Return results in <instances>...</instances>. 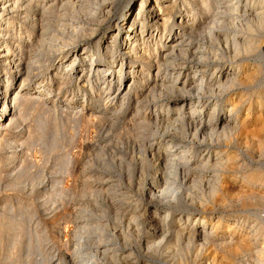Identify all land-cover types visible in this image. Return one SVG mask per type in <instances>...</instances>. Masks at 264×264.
Returning a JSON list of instances; mask_svg holds the SVG:
<instances>
[{
    "label": "bare ground",
    "instance_id": "6f19581e",
    "mask_svg": "<svg viewBox=\"0 0 264 264\" xmlns=\"http://www.w3.org/2000/svg\"><path fill=\"white\" fill-rule=\"evenodd\" d=\"M232 1L233 0H196V1L195 0H140V3H139V1L136 2L135 0H37V1H35V0H0V61L2 63L6 64L4 67L6 70V73H5L6 81L1 82V80H0V184L3 181V179H5V177L8 176V172L16 170L17 165L20 161V159H18L19 153L22 151V150H19V147H21L24 144L29 147L33 144V141L31 140V138L28 139L24 135L25 126H23V122L25 119L27 120V118L29 116L28 112L30 110H34L35 108H37V107L39 108L40 106L42 109H44L45 106L47 105V104L45 105V103H46V101H44L45 99L39 100V95H37V94L42 93L45 90L44 88L47 85H49L50 81H52L54 79L57 80L59 74L62 75V79L64 78V80L69 78V75L74 76L75 74H77L80 76V74L85 69L86 65H88V67H90L91 70L94 67L95 68L94 70L97 73L103 72V71L106 72V74H104V75H101V74L95 75L94 74L93 76L95 78H93L91 76V74H88L87 75L88 77H86V79L85 78L84 79L86 80V82L88 81L89 83H91L94 80V82L97 83L98 85H101V86L106 85L107 86L106 90L104 91V96H101L99 94V92L97 93L96 91L95 92H88L89 93V99L87 101H89V100L91 101V102H89V104L91 105V112H92V113H90V115L95 116V117L102 119V120L107 119L106 122L108 123V121H109V123H110L109 125H110L111 129L114 128L113 127L114 124L118 123L120 114H122V113L124 114L129 109V107H131L132 104H134V105L136 104V107H134L135 108L134 111H136V113L138 115H140L142 113V111H143V109H145L146 105L148 106V108H155V110H156V111H154V112H156V114H154L155 122L153 123V125L154 124L156 125L154 127H157V130H155V131L152 130L153 132H151V135H149L150 133L147 135L149 137V138L147 137L149 139V141L147 142L148 148H147V146L144 148L145 149L147 148L149 152L150 151L152 152V158L154 160H155V158H154L155 156H156V158H159V157H157V154H162V155L165 154V157L163 156V159H161V157L159 159L162 162H168V164L164 163V164H166V166L164 165L165 168H167V165H168V168L166 170H165V168L162 169V167H160V169H156L157 167H159V166H155L156 161L153 162L155 164L152 167L151 165H149L150 164L149 162H151V161H149L150 157L148 156L149 160L148 159H147V161L145 160L146 164L142 165L140 168L141 173L140 172L139 173L141 174V178L146 173L147 170L151 169L150 177L148 175L147 176L150 178V180H152L153 183H158L160 180L162 181V179L165 180L164 178L167 177L168 174L171 175L170 173H172V175L174 174V176L177 175L176 172L178 173V171H176V170H177V167H179V165L180 166L183 165V167L185 166L188 169L191 168L192 170H195V171H197L198 169H204L206 167L211 166V167L218 169V170H216L217 174L213 177V182H215L216 184L217 183L220 184V182L222 180H225V176H223L221 178V175H225L224 173L227 170H231V169L240 170V169H243L245 165H247V164H245L244 160L242 161V159L239 158L238 152L236 151L238 149L237 147L240 148L241 146L242 147L244 146V151H245V149L248 150V148H254L255 146H260V148L262 150H261V153L259 155H261V157H262L264 155V51H263V46H264V36H263V32H264V0H259V2H258L259 9H260L259 13L261 14L260 20H259V27L261 28L260 36L255 37L253 39L254 41L251 43H248V45H247L248 50L251 53H253V56H252L253 58L250 57L253 61L250 62V58L249 59L245 58L244 63H239L238 61H228V62L225 61L224 54L220 53L221 49H219L217 47L218 46L217 42L219 41V38L222 37L223 31L228 32V33H233L232 31L234 30V27L236 24L234 15L236 12L235 10L237 8L232 3ZM58 4H61L64 7H70V9L71 8L73 9L76 6H78L77 10H79V13H81V11H83V10H80L79 8L83 9V7L85 8V5L87 6V4H88V7H87L88 11L86 10L87 15H88V17L86 16L88 18L87 20L89 22L91 20L96 21V20H98V18L105 16V19L102 20L100 26L103 27V25L105 23L107 24V26L103 27L104 31H102V33H99V35H98L97 34L98 31H97L96 27L95 28L92 27L94 29L91 30L90 29L91 27H89L87 25L90 29L89 30L90 32L88 31L87 33H84L83 31H81L82 33H74V34L70 33L72 35L71 36L68 35L69 39L66 41L68 36L66 39L62 38L65 41L64 42L62 41V45L60 44V46L56 47L57 45H59L58 43L55 44V41L59 39L58 36H56V34L59 35L58 33H56L58 31V30H56V28L58 29L59 27L58 26L56 27V25H55L56 28L53 27V24L51 21L54 18L51 20V16L53 14V11L55 10L54 8H57L56 6H58L60 8V5H58ZM147 5H148V7H147ZM62 9H57V11L62 10ZM63 10H67V9L64 8ZM123 12H125V15L122 14ZM26 13H30V14L28 16H26ZM69 13H71V12H69ZM69 13H65V15L67 14L66 17H68ZM73 13L74 12H72V14ZM72 14H71V16H72ZM61 15H62V13H61ZM65 15L64 16L62 15L64 17V19H65ZM63 17H62V20H63ZM240 19H238V20H240ZM54 20H56V19H54ZM59 20H61V19H59ZM59 20H57V21H59ZM79 21H80V19H79ZM54 23H56V21ZM57 23L59 24V22H57ZM61 23H63V22H61ZM93 23L95 24V22H93ZM68 24L65 23V25H68ZM60 26H63V25L60 24ZM52 28H54V30H56V32H55L56 34L52 33V34H50L49 37H47L48 36L47 35V36H45V39H44V37H42L41 34L44 33V31H48ZM63 28H65V27H63ZM67 28H68V26H67ZM60 30H62V27L60 28ZM17 32H18V35L15 34ZM39 32H41L40 37H38ZM77 32H79V31H77ZM228 33L227 34L225 33V34L230 35ZM235 33H236V31L234 30V35H232L231 37H232V40L234 42V45L237 48L236 34ZM85 34H87V35H85ZM204 35H207V37H206L208 39V40L206 39L208 41L207 44L209 43L207 46L203 45L204 43L201 41V38H205ZM83 36H86V37L89 36V37L84 38ZM224 36L225 35L223 34V37ZM64 38H65V36H64ZM227 39L228 38L226 36L225 40H227ZM203 40H205V39H203ZM54 45H56V46H54ZM80 45H82V47H80ZM41 47L43 49H41ZM237 51L238 50L236 49L235 55H239V52H237ZM10 54H11V56H10ZM192 54H194V55H192ZM41 55L45 56L46 59H48V60H46V63H44V65L46 64L49 67L48 70L50 71V73H48V77H44L42 79V81H41L42 83H40V86H37L36 85L37 83H35L33 80V75H34L33 66L35 67L34 63H37L39 61L37 57H39ZM190 55H192V57H193L192 59L188 58ZM67 57H69V59L66 61ZM179 58L181 60L180 63H178V61H177ZM65 61L67 63L63 67L62 65L65 63ZM44 62H45V59H44ZM50 62H51V64H50ZM173 64H175V66L177 67L174 70H173V68L170 69ZM61 68H62V70H61ZM60 71L62 73H60ZM23 75H24V77L21 79V77ZM19 81L21 82L20 88L19 89H13L15 82H19ZM119 82H121V84ZM61 83L62 84L60 86V89H64L66 86L65 84H67L68 82L62 81ZM149 83L151 85L149 86V91L147 94L142 95L141 98L139 96L133 95L134 94L133 92H136V94L140 93V90L137 89L138 86H140L141 88H143V87L145 88V86H147ZM84 85H85L84 90L86 91L87 83ZM79 93H81V89H77L76 91H74V94L72 96L70 95L68 98H66L64 100V102H63L64 103L63 104L64 111L62 113L66 114V115H68L69 113H72L68 109L69 108L68 104L69 103H75L76 100L78 99ZM122 93H124V100H122L123 101L122 103L119 102L120 103L119 104L117 102V99L119 98V96ZM84 95H87V92L86 93L84 92ZM132 96H134L133 98H131L132 102L126 103L129 101V98ZM83 104H84L83 108L81 111L77 112L78 114H84L83 111L86 108V100L84 101ZM158 104H160L159 107H161V108H157ZM72 105L74 106V104H72ZM42 109H40V110H42ZM166 110H167V112H166ZM224 110L226 112L222 113ZM243 110L246 112H244ZM52 111H53V107H52V109H50V108L45 109V111H44L45 113H42V115H45L48 119L50 116L53 115ZM146 112H147V110H146ZM84 115H86V114H84ZM207 116H208V118H207ZM125 117H124V119H125ZM140 121H141V123H143L142 120H139V122ZM137 122H138V120L136 121V123ZM119 123H120V121H119ZM136 123H135V125H136ZM120 124H122V123H120ZM147 124L150 126L152 125V123L150 124V122ZM150 126H148V128H150ZM134 127H136V126H134ZM38 128L36 130H39ZM110 128L108 127V130H107L109 134H110ZM118 128H119V126L117 127V129ZM125 128H127V127H125ZM132 128L133 127H131V129ZM137 129H138V126H137ZM142 129H144V127ZM142 129L139 128L138 130H142ZM47 130H48V127H47ZM138 130H136V132ZM127 131L128 130H126V132ZM143 131H145V130H143ZM143 131H140V132L143 133ZM116 132L114 133L115 136L118 133V132L117 133ZM119 133H120V131H119ZM129 133H131V135H132V132H129ZM146 133H148V132L146 131ZM138 134H140V133H138ZM123 136H124V134H123ZM123 136H122V138H123ZM142 136H143V134H142ZM145 136L143 137L144 140L146 138ZM127 139H129V138H127ZM133 139H139V137L138 138L134 137ZM107 140H109V139H107ZM117 141H115V142H117ZM121 142H123V141H121ZM133 142H135V141H131V145ZM141 144L142 143L140 142L139 148L142 147L141 149L143 150L144 148H143V145L140 146ZM112 145L113 144H111V146ZM117 145L119 146L121 144H117ZM125 145H128V144H125ZM115 147H113V148H115ZM134 147H135V144H134ZM137 147H138V145H137ZM128 148L125 149V151H124L125 153L127 152ZM119 149L123 150L120 147L117 150H119ZM129 149H134V148H132L130 146ZM234 149H236V150H234ZM242 149H239V150L243 151ZM109 150H110V148H109ZM142 150H140V151H142ZM144 151H146V150H144ZM132 152L130 151V153H132ZM118 153H120V152H118ZM118 153L116 156H118ZM154 153H155V156L153 155ZM124 154L123 155L119 154V155L121 157H123V156H125ZM127 154L129 155V151L127 152ZM132 154H135V151ZM142 154H144V152ZM101 155L99 156L100 159H102ZM145 155H146V153L144 154V157L147 158ZM141 156H143V155H140L139 158ZM130 157H132V156H130ZM130 157H129V161H130L129 164H127V165L122 164L123 166L121 165L120 167H117V166H119V165H117V162H116L117 159L115 161L116 163L115 162L113 163V160H112V163H109V164L105 163V164H107V166L109 168H114V170L116 168V169H120V171L122 170V172H123V168H126L127 170L131 171L130 168L134 165H132L130 163H131V161H133L132 158H135V155L131 159H130ZM124 159H125V157H124ZM16 160H18V161L16 162ZM95 161H96V159H95ZM103 161L106 162V160H103ZM97 162H98V160H97ZM100 162H101V160H100ZM108 162H111V161H108ZM133 162H135V163L139 162V159H138V161H137V159H135ZM158 162H159V160H158ZM140 163H141V159H140ZM139 165H141V164H139ZM98 166L99 165H97V167ZM135 166L132 168H135ZM263 166H264V163L262 161L261 167H260L261 171L259 172L260 176H258V177H256L257 175L253 176L254 175L253 172H251V173H253V175L249 176V177H244L242 175L239 176L237 173L229 175V179L231 181H233L235 183H241L240 184L241 186H239V187H240L241 193H243V195L251 196L252 198H253V196L260 198L259 200H261L262 205H264V167ZM108 167H106V168L109 170ZM7 168H11V169L8 170ZM82 168H84V167H82ZM100 169H101V167H100ZM107 169H106V171H107ZM102 170H104V169H102ZM133 170L134 169H132V171L129 172V176L125 174L126 176H128V179H129V180H127L128 182L132 181L131 175H134V173H135ZM169 170L172 172H169ZM185 170H187V169L185 168ZM17 171H18V173L16 172V174H15L16 177L13 180L8 181L9 182L8 184L11 185V187L15 186V189H19L18 187H20V185H22L24 182L23 177H22V173H20V169ZM112 171H113V169H110L109 172H112ZM182 171L185 172L184 170H182ZM5 172H7V173H5ZM122 172L121 173L118 172V174L122 175ZM132 172H134V173L130 174ZM218 172H220L221 175H219ZM101 173H102V171H101ZM115 173H117L116 170H115ZM126 173L128 174V172H126ZM147 173H148V171H147ZM104 174H106V173H104ZM111 174L112 173H110L109 176ZM257 174H258V172H257ZM169 175H168V177H169ZM190 175H192V173ZM197 175L199 176V173ZM9 176H11V175H9ZM145 176H146V174H145ZM145 176H144V180H145ZM193 176H195V175H193ZM121 177L123 180V176H121ZM136 177H138V176H136ZM102 178H105V177H102ZM178 178H179V176H178ZM132 179H133V176H132ZM175 179H176V177H175ZM175 179H172V180H175ZM106 180L108 181V179H106ZM115 180H116V178H115ZM122 180H121V182L124 183V181H122ZM137 180L139 181L140 178H138ZM144 180H143V182H145ZM134 182H135V180H134ZM107 183H109V182H107ZM139 183H140V181H139ZM139 183L137 182L136 184H139ZM141 183H142V181H141ZM169 183H167L168 185L164 184V185H166V187L163 185L167 189V191H168V187L170 185ZM102 184H103V182H102ZM143 184H141L140 188H138V189H141ZM149 185H150V183H149ZM109 187H110V185H109ZM146 187H144V188H146ZM157 187H159V186H157ZM214 187H216V186L214 185ZM55 188H56V190L52 193V196H55L57 194V192H59V191L61 193L60 183H58L55 186ZM100 188L102 189V187H100ZM171 188L173 189L176 187H173V185H172ZM152 189L154 190V188H152ZM142 190H143V188H142ZM143 191L145 192V190H143ZM171 191L172 190H170V192ZM174 191H175V189H174ZM104 192H105V190H104ZM108 192L110 193V191H108ZM152 192L153 191H151V194H152ZM101 193H102V190H101ZM155 193H157V192H155ZM161 193H162V196H165V195H163V192H161ZM149 195H150V192H149ZM158 195H159V193H158ZM166 195H168V192ZM150 197H151V195H150ZM140 198H141V196H140ZM163 198L166 199L165 197H163ZM151 200H150V202H151ZM154 205H155V203H154ZM104 206H105V204H104ZM104 206H103V208H104ZM135 209H137V208H135ZM150 209H152L150 212L151 213L150 218L154 219V218L158 217V211L153 209V206H150ZM84 210H85V208H84ZM102 210H104V209H102ZM145 210H147V209H145ZM166 211H168V212L165 213L164 215H161V216H163V218H161V219L156 218L157 221L163 222V223L158 222V224L160 226L162 225V228L164 226V221H167V219H169V217H170L169 210H166ZM86 212L87 211H85V213ZM92 212L93 211H90V213H92ZM101 213H98V214H101ZM115 214L118 215L119 213L116 212ZM123 214H125V213H123ZM138 214L136 213L137 216H138ZM143 214L145 215V212H143ZM106 215H108V214L106 213ZM106 215L105 216L103 215V216L106 217ZM109 215L111 216L110 213H109ZM81 216L83 217V215H81ZM86 216H87V214H86ZM133 216H135V215H133ZM137 216H136V219H138ZM140 216H142V215H140ZM173 216H174V214H173ZM85 217H83V219ZM112 217L114 218L116 216H111V218ZM118 217H121V216L118 215ZM111 218H109V220L113 219V218L112 219ZM121 218H123V217H121ZM121 218H119V219H121ZM79 219H82V218L80 217ZM87 219L89 220L90 218H87ZM189 219H190V217H189ZM189 219H187L186 222ZM95 220H93V221H95ZM107 220H108V218L106 219L105 222H107ZM99 221H101V219H99ZM130 221H133V218ZM136 221H138V220H136ZM111 222H113V221H111ZM90 223L91 222L89 221V225H90ZM99 223H101V222H99ZM136 223H134V224L138 225ZM98 224H96V225L98 226ZM101 224H99V225H101ZM103 224H104V222H103ZM122 224H123V222H122ZM263 224H264V222L261 223V226H260L258 221L256 223L254 221L253 224H249V226H245V224L242 221H239V220L231 221L229 218H226L223 215L217 216L216 219H211L209 217H203V216L199 217V215H198V217L196 219H194V225L193 226L190 225V229L187 230L188 231L187 234H188L189 238H191V239H194L195 237H199L201 239V241L203 240L202 242L205 245L212 244L216 247H221L222 249L227 250V252H230V253L233 252V254L234 253L238 254V252L242 249L252 250V249H254L253 247H257L259 245L258 244L259 242L258 243H257V241L255 242L254 238H255V235L260 230V228H261V233L262 232L264 233V227H263L264 225ZM96 225L91 224L90 227L96 226ZM3 226H4V223L0 222V230L3 228ZM83 226L87 227V225H85V224ZM83 226H82V228H83ZM118 226H119V224H118ZM86 227H84V229ZM127 227H129V226H127ZM100 228H101V226L100 227L98 226V229H100ZM176 228H178V227H176ZM81 229H79V230H81ZM88 229H90V228L88 227ZM103 229H104V227H103ZM107 229L109 230V228H107ZM107 229H106V231H108ZM123 229L124 228H122L121 232H123ZM142 229H143V227H142ZM157 229H160V227ZM165 229H167V226ZM180 229L179 228L176 229L177 230L176 232L178 234L182 235V233L185 232V230H180ZM182 229H183V227H182ZM101 231H103V230H101ZM104 231H105V229H104ZM134 231H136V230H134ZM155 231H157V230H155ZM161 231H163V230H161ZM161 231H160V233H162ZM166 231H168V230H166ZM79 232H78V234H79ZM124 232H126V230ZM170 232H171V230H170ZM91 233H93V232L90 231V234ZM78 234H76V235L78 236ZM82 234H80V236ZM98 234L100 237L101 233L98 232ZM133 234H134V232H133ZM137 234H138V232H137ZM95 235L97 236V233ZM129 235H130V233H129ZM77 236H75V237H77ZM92 236L94 237V235H92ZM160 236H161L160 239H162L163 235H160ZM40 237H42V236H40ZM99 237L97 236V238H99ZM106 237L108 238V236H106ZM118 237H120V236H118ZM151 237H153V235L150 236V238ZM186 237H187V235H186ZM88 238L86 237V240ZM95 239H96V237H95ZM111 239H112V241L114 240L113 237H111ZM123 239H125V237ZM123 239H120V240H123ZM99 240H101V239H98V241ZM102 240H103V238H102ZM153 240H155L154 237H153L152 241ZM82 241H80V242H82ZM105 241L108 242V240H104V243H106ZM117 241H118V239H117ZM123 241H126V240H123ZM128 241H129V238H128ZM101 242H103V241H101ZM121 242H120V244H121ZM129 242H128V244H130ZM150 242L151 241H148V243H150ZM78 243H79V241H78ZM82 243H85V242L83 241ZM82 243H81V245H83ZM99 243H100V241H99ZM113 243H114V241L112 242V244ZM97 244H98V242H97ZM128 244L126 243V245H128ZM260 244H261V249H260L259 253L261 254V256H264L263 242H261ZM84 245H86V247H87L88 244H84ZM91 245H92V243H91ZM126 245H122V246L126 247ZM78 246H80V245H77V248H78ZM93 246L94 245H92L91 247H93ZM104 246H105V244H104ZM174 246H176V245H174ZM94 247H97V246H94ZM127 247H129V246H127ZM133 247H134V245H133ZM148 247H151V246L149 245ZM168 247H167V249H168ZM69 248L72 249L73 247L72 248L69 247ZM77 248H75V250ZM81 248H83V247H81ZM107 248H109V247H107ZM134 248L138 249V246L134 247ZM95 250L97 251V248ZM105 250L106 249H104L103 251H105ZM22 251H24V250H22ZM78 252H79V248H78ZM78 252L76 251V253L73 255L75 258H76L75 255H77ZM59 253H60V251H59ZM65 253H63V254H65ZM129 253L130 252H128L126 255L130 256ZM257 253H258V251H257ZM41 254H42V252H41ZM71 254H73V252H71ZM81 254L82 253H80V256H78L79 254L77 255V257H80L81 259L83 258L81 260L80 264H98V263H96V260H95L96 255L98 254L97 252H96V255L94 253V255H95V256L93 255L94 257L89 258V256H87V259H84V257L81 256ZM92 254H90V255H92ZM82 255H84V254H82ZM101 255H103V254L101 253ZM112 255H113V253H112ZM126 255L124 254L123 257H120V259L124 258ZM131 255H134V254L132 253ZM227 255H228V253H227ZM52 256H55V254L53 253ZM104 256H108V255L105 254ZM113 256L115 257V254ZM113 256H108V257L112 258ZM116 256H117V253H116ZM121 256H122V254H121ZM60 257L57 259H63ZM62 257H64V256L62 255ZM85 257H86V255H85ZM218 257H219V255H218ZM48 258H50V256ZM67 258H69V257H67ZM111 258H109L110 264H112ZM116 258H115V262L112 259L113 264H115V263L118 264ZM137 258H138V256H137ZM145 258H144V261H145ZM46 259H44V260H46ZM102 259H104V258H102ZM35 260H36V258H35ZM39 260H42V258H40ZM38 261H36V262H38ZM47 261L50 262L49 260H47ZM72 261L74 262L75 260H72ZM97 261L99 262V259ZM108 261H107V263H108ZM36 262L31 263V264H35ZM39 262H38V264H45L44 261H41L40 263ZM121 262L122 263L125 262V264L128 263V262H126V260L124 262L122 260ZM54 263H58V262H54ZM142 263H144V262H142ZM161 263H164V261ZM161 263H159V264H161ZM119 264H120V262H119Z\"/></svg>",
    "mask_w": 264,
    "mask_h": 264
},
{
    "label": "rangeland",
    "instance_id": "374dc122",
    "mask_svg": "<svg viewBox=\"0 0 264 264\" xmlns=\"http://www.w3.org/2000/svg\"><path fill=\"white\" fill-rule=\"evenodd\" d=\"M35 1H37V0H35ZM135 1L136 2L139 1V3H140V0H135ZM258 2H259V0H233L232 1V3L237 8L235 10L236 12L234 15L235 16V23H236L234 30L236 31L235 34H236L237 48L234 45V42H233L232 37H231L232 35H234V30L232 31L233 33H228V32L223 31V34L225 36L223 37V34H222V37L219 38V41L217 42V44H218L217 47L219 49H221L220 53L224 54L225 61H227V62L228 61H238L239 63H244L245 58L249 59L250 57L253 56V53H251L248 50L247 45H248V43L253 42L254 41L253 39L255 37L260 36L261 28L259 27V20H260L261 14L259 13L260 9H259ZM58 5H60V8L55 5L57 8H54L55 10L53 11V14L51 16V20L53 18L56 19V20L53 19L51 22L53 24V27H55V25H56V27L57 26L59 27L58 29L55 27L56 30H58V31L56 32V30H54V28H52L48 31H44V33H42V34H41V32H39V36H38V37H40V34H41L42 37H44V39H45V36H47V35H48L47 37H49L50 34H52V33H55V32L58 33L59 35H57L55 33L56 36H58V38H59L58 40L55 41V44L56 43L59 44L57 46L54 45L56 47L60 46V44L62 45V41L63 42L65 41L63 39H66L68 35L71 36L74 33H82L81 31H83L84 33H87L90 29L93 30L95 27L98 31L97 34L99 35V33H102V31H104L103 27L107 26L106 23L103 25V27L100 26L102 20L105 19V16H103L104 18L103 17L98 18V20H96V21L91 20L89 22L87 20L88 19L87 18L88 17V15H87L88 4H87V6L85 5L86 9L84 7H83V9L79 8L80 10H83V11H81V13H79V10H77L78 6H76L73 9L72 8L70 9V7H64L61 4H58ZM147 7H148V5H147ZM62 8L63 9L66 8L67 10H63ZM57 9H62V10L57 11ZM64 12L65 13L71 12V13H69L68 17H66L67 14L65 15ZM72 12H74V13L72 14ZM61 13L63 16L65 15L66 20L61 15ZM29 14L30 13H26V16H28ZM71 14H72V16H71ZM122 14L125 15V12H123ZM62 17H63V20H62ZM77 17L78 18L80 17L79 18L80 21ZM59 19H61V20H59ZM238 19H240V20H238ZM57 20H59V21H57ZM55 21H56V23L59 22V24L54 23ZM61 22H63V23H61ZM93 22H95V24ZM65 23H67V24L69 23V24L65 25ZM60 24L63 26H60ZM87 25L91 28L89 29V27ZM67 26H68V28H67ZM69 26L70 27L72 26L74 29L72 27L70 28ZM61 27H62V30H60ZM63 27H65V28H63ZM92 27H94V28H92ZM77 31H79V32H77ZM70 33H72V34H70ZM225 33L226 34L228 33L230 35H226ZM15 34L18 35V32ZM85 35H87V34H85ZM64 36H65V38H64ZM69 36L66 39V41L69 39ZM226 36L228 38L227 40H225ZM83 37L87 38L89 36H87V37L83 36ZM204 37L205 38H201V41L204 43L203 45L207 46L209 44V43L207 44V42H208L207 41L208 39L206 38L207 35H204ZM203 39H205V40H203ZM80 47H82V45H80ZM41 49H43V48L41 47ZM236 49L238 50L237 52H239V55H235ZM192 55H194V54H192ZM192 55H190L188 58L192 59L193 58ZM10 56H11V54H10ZM37 58L39 61L37 60L38 62L34 63L35 67L33 66V68H34L33 80L35 83H37L36 84L37 86H40V83H42L41 82L42 79L44 77H48V73H50V71L48 70L49 67L46 64H45L46 66L44 65V63H46V60H48V59H46V57L43 55H41ZM44 59H45V62H44ZM68 59H69V57L66 58V61ZM66 61L62 65L63 67L67 63ZM177 61H178V63H180V61H181L180 58ZM252 61L253 60L250 58V62H252ZM40 62L41 63L43 62L42 63L43 65ZM50 64H51V62H50ZM5 65L6 64H4L0 61V80H1V82L6 81V75H5L6 70L4 68ZM62 68H61V70H62ZM172 68L174 70L177 67L175 66V64H173L170 69H172ZM94 69L95 68L93 67V69L91 70V68L88 67V65H86L85 69L80 74V76L77 74H75L74 76L72 75L73 77L69 75V78H67L65 80H64V78L62 79V75L59 74L57 80L54 79V80L50 81L49 85H47L44 88L45 90L42 93L37 94V95H39V100L45 99L44 100V101H46L45 105L47 104L45 106V108L42 109L40 106L39 108L37 107L34 110H30L28 112L29 116H28L27 120L25 119L23 122V126H25L24 135L28 139L31 138V140L33 141V144L29 147L26 146L25 144L22 145L21 147H19V150H22V151L19 153L18 159H20V161L17 165L16 170L8 172V176H6L5 179H3V181L0 184V188H1L0 189V213H1L0 214V222L4 223L3 228L0 230V264H17V263L18 264H24V263L25 264H31V263L38 261L40 258H42V260H39V261L40 262L44 261L45 264H48V263L49 264H59V263L60 264H62V263L63 264H70V263L71 264L72 263L77 264L79 261L80 262L78 264H80L81 260L83 258L81 259L80 257H77L78 254H79L78 256H80V253L84 254V255L81 254V256H83L84 259H87V256H89V258L94 257L96 255V252L98 254L100 253L99 255L97 254L96 258H95L96 263H98V264L100 262H101L100 264H103V263L106 264L108 260H109L108 263L110 264L109 258H111V257H108V256H113L114 254H115V257L113 256L111 258L112 264H113V261L115 262L116 257H117L116 259H117L118 264H119V262H120V264H125V262H124L125 260H126V262H128L127 264H129V263L130 264H140V263L141 264H159L163 261H164V263H161V264H264V256H261V254L259 253V251L261 249L260 243L263 242V245H264V233L263 232L261 233V228L258 231V233L255 235L256 239L254 238L255 242L256 241H257V243L259 242L258 243L259 245L257 247H253L254 249H252V250L242 249L238 252V254L237 253L233 254V252H231V253L227 252V250L222 249L221 247H216L212 244L205 245L202 242L203 240L201 241V239L199 237H195L194 239H191V238H189V236L187 234L188 233L187 230L190 229V225L191 226L194 225V219H196L198 217V215H199V217L203 216V217H209L211 219H216L217 216L223 215L224 217L229 218L231 221H233V220L242 221L245 224V226H249V224H253L254 221H255V223L258 221L260 226H261V223L264 222V205L261 204V200H259L260 198H257L255 196H253V198H252L251 196L243 195V193H241V190L239 187V186H241L240 185L241 183H235L229 179V175L236 174V173L239 176L242 175L244 177L252 176L253 173H254L253 176H256V175H257L256 177L260 176L259 172L261 171V168H260L261 162L263 161V163H264V157H263L264 155L262 157H261V155H259L261 153V150H262L260 148V146H255L254 148H248V150L245 149V151H244V146L242 147L240 145L243 149L241 147L240 148L237 147L238 148V149L236 148L237 150L234 149L238 152L239 158L242 159V161L244 160L245 164H247V165H245L244 168L240 169V170H237V169L236 170L235 169L227 170L224 173L225 175H221V173L218 172V174L221 175V178L223 176H225V180H222L220 182L221 185L219 183L216 184L215 182H213V177L217 174L216 170H218V169L211 167V166L204 168L205 170L204 169H198L199 171L198 170L195 171V170H192L191 168L188 169L185 166L183 167V165H181V166L179 165V167H177V170H176V171H178V173L176 172L177 175L174 176V174L172 175V173H170L172 175L171 176L168 174L169 177L167 175V177L164 178L165 180L162 179V181L161 180L159 181L161 184L159 182L153 183L152 180H150L149 177L151 174V172H150L151 169H149V170H147L148 173H147V171H146V173L144 172L146 174V176L148 175L149 177L147 176L148 177L147 178L145 176V174L143 173L144 175L142 176V178H143L142 179L141 174H140L141 173L140 168L142 165L146 164L145 160L147 161V159L149 157H150V160L149 159L148 160L151 162H149L150 164L148 162L147 163L149 165H151L152 167L156 163L155 166H159L156 169H160V167H162V169H164L166 166V164H164V163L168 164V162H162L159 159L160 157H161V159H163V156L165 157V154H163V155L157 154V157H159V158H156L155 153H154L153 154L155 156V157L153 156L155 158V160H154L152 158V152L151 151L149 152L147 149L148 148L147 142L149 141V139H148L149 137L147 135L149 133H150L149 135H151V132L157 130V127H154L156 125L155 124L153 125V123L155 122L154 114H156V112H154V111H156V110H155V108H148V106L146 105L145 109H143L142 113L140 115H138L136 113V111H134L135 110L134 107H136V104L134 105L131 103L132 104L131 107H129V109L124 114L122 113L123 115L120 114L118 123L120 121V123H122V124H120V123H119L120 125L118 123L114 124L116 127L113 125L114 128H112L113 129L112 130L110 128L109 121H108V123L106 122L107 119L102 120V119H99L95 116L90 115V113H92V112H91V105L89 104V102H91V101L90 100L87 101L89 99V93L88 92H95L96 91L97 93L99 92V94L101 96H104V91L106 90V87H107L106 85H104V86L98 85L97 83L94 82V80L93 81L91 80L92 81L91 83H89L88 81L86 82L85 79H86V77H88L87 76L88 74H91V76L93 78H95L93 76L94 74L95 75L106 74V72H104V71L97 73ZM60 73H62V72L60 71ZM23 77H24V75L21 77V79ZM62 81L68 82L67 84H65L66 86L64 89H60ZM20 83H21L20 81L15 82L13 89H19ZM86 83H87V86H86L87 88L85 91L84 90V86H85L84 84H86ZM119 83L121 84V82H119ZM150 85L151 84L149 83L147 86H145V88L144 87L141 88L140 86H138L137 89L140 90V93L136 94V92H133L134 93L133 95L139 96L141 98L142 95H145L148 93ZM77 89H81V93H79L78 99L76 100L75 103H69L68 104V106H69L68 109L72 113H69L68 115L62 113L64 111V107H63L64 100L66 98H68L70 95L72 96L74 94V91H76ZM84 92L85 93L87 92V95H84ZM122 94L117 99L118 103L119 102L122 103L123 102L122 100H124V93H122ZM134 96L130 97L129 101L126 103L132 102L131 98H133ZM85 100H86V108L83 112L86 115L78 114L77 112L82 110L83 105H84L83 103ZM72 104H74V106ZM159 106H160V104L157 105V108H161ZM52 107H53V111H52L53 115L51 114L52 116L49 117L50 119L49 118L47 119V117L45 115H42V113H45L44 112L45 109H49V108L52 109ZM40 109H42V110H40ZM146 110H147V112H146ZM166 112H167V110H166ZM225 112L226 111L224 110L222 113H225ZM244 112H246V111H244ZM124 117H125V119H124ZM207 118H208V116H207ZM137 120H138V122L136 123ZM139 120H142L143 123H141V121L139 122ZM149 122H150V124L152 123L153 126L148 125L147 123H149ZM135 123H136V125H135ZM117 125L119 126L118 129H117V127H118ZM134 126H136V127H134ZM137 126H138V129L139 128L142 129L143 127H144V129L138 130ZM148 126H150V128H148ZM47 127H48V130H47ZM108 127L110 128V134L107 131ZM125 127H127V128H125ZM131 127H133L134 129L133 128L131 129ZM37 128L39 130H36ZM126 130H128V131L130 130L129 132H132V135L128 131L126 132ZM136 130H138V131L136 132ZM143 130H145V131H143ZM119 131H120V133H119ZM140 131H143V133H141ZM146 131L148 133H146ZM115 132L117 133L116 136L114 134ZM122 133L124 134V136ZM138 133H140L141 135ZM142 134H143V136H142ZM122 136H123V138H122ZM144 136L146 137L145 140L143 138ZM134 137L135 138L139 137V139H133ZM127 138H129L130 140ZM107 139H109V140H107ZM113 141L114 142L117 141V142L114 143ZM121 141H123V142H121ZM131 141H135V142H133L131 145ZM140 142L142 143L140 146L143 145V148L147 146V148L146 149L144 148L143 150L141 149L142 147L139 148ZM116 143L121 144V145L118 146ZM111 144L114 145V146L112 145L113 147H115L116 145L117 146L115 148H113L111 146ZM125 144H128L129 146L125 145ZM134 144H135V147H134ZM137 145H138V147H137ZM130 146L134 149H129ZM117 147L118 148L120 147L123 150H121V149L117 150L118 149ZM109 148H110V150H109ZM126 148H128L127 152L129 151V155L127 154V152L126 153L124 152ZM239 149H242L243 151H240ZM116 150L120 153H118ZM140 150H142V151H140ZM144 150H146V151H144ZM130 151L131 152L135 151V154H132L133 152L130 153ZM141 152L142 153L144 152V154L146 153L145 156L147 158H145L144 154H142ZM100 153L101 154L103 153V154L101 155ZM117 153H118L119 157L116 156ZM99 154L101 155L102 159H100ZM119 154L120 155L124 154L125 156L121 157ZM139 154L143 155V156H141L139 158V156H140ZM134 155H135V158H132V157H134ZM130 156H132V157H130ZM124 157H125V159H124ZM129 157H130V159L132 158L133 161L135 159H137V161H138V159H139V162H136L137 164L133 161H131V163H130L134 166L136 165L135 168H132L134 166H132L130 168L131 171H132V169H134L133 171L136 173V174L134 172L130 173V174L134 173V175H135V176L131 175V180L133 182L135 180L134 183L132 181H129V182L127 181V180H129L128 176H129V172H131V171L127 170L126 168H123V172H122V170L120 171V169L115 168V170L117 172V173H115L114 168H109L107 166V164L112 163V160L114 163L116 161V159H117V161H116L117 165H119L117 167H120L122 164L127 165L130 162ZM95 159H96V161H95ZM140 159H141V163H140ZM97 160L99 163L97 162ZM100 160H101V162H100ZM103 160H106V162H104ZM158 160H159V162H158ZM17 161L18 160H16V162ZM108 161H111V162H108ZM153 162H155V163H153ZM105 163H107V164H105ZM139 164H141V165H139ZM97 165H99V166L97 167ZM162 165L163 166L165 165V166L163 167ZM82 167H84V168H82ZM100 167H101V169H100ZM106 167H108L109 170ZM167 168H168V165H167ZM167 168H165V170ZM185 168L187 170H185ZM7 169L10 170L11 168H7ZM19 169H20V173H22V177H23L24 182L22 185H20V187H18L19 189H15V186L11 187V185L8 184L9 183L8 181H11L16 177L15 174H16V172L18 173L17 170H19ZM102 169H104V170H102ZM106 169H107V171H106ZM110 169H113L114 172L113 171L109 172ZM182 170H184L185 172L187 171V172L185 173ZM101 171H102V173H101ZM118 172H120V173L122 172V175L118 174ZM126 172H128V174ZM169 172H172V171L169 170ZM190 172L192 173V175H190L191 174ZM251 172H253V173H251ZM257 172H258V174H257ZM5 173H7V172H5ZM104 173H106V174H104ZM110 173H112V174L109 176ZM198 173H199V176L197 175ZM125 174L128 176H126ZM9 175H11L12 177ZM193 175H195V176H193ZM121 176H123V180H122ZM132 176H133V179H132ZM136 176H138V177H136ZM144 176H145V180H144ZM178 176H179V178H178ZM102 177H105V178L107 177L106 179H108V181ZM175 177H176V179H175ZM115 178H116V180H115ZM138 178H140V180H139L140 183L137 180ZM120 179L122 181H124V183L121 182ZM172 179H175V180H172ZM143 180L145 182H143ZM141 181H142V183H141ZM102 182H103V184H102ZM107 182H109V183H107ZM137 182L140 185L136 184ZM166 182L171 185V186L169 185L170 188L167 186L168 191L165 188L166 185H168ZM58 183H60L61 193L59 191V192H57V194L55 196H52V193L56 190L55 186ZM149 183H150V185H149ZM141 184H143L141 189H138V188H140ZM164 184H166V185H164ZM109 185H110V187H109ZM172 185H173V187H176V188L172 189L171 188ZM214 185L216 187H214ZM157 186H159V187H157ZM100 187H102V189ZM144 187H146V188H144ZM142 188H143V190H145V192L142 190ZM152 188H154L155 191ZM100 189L102 190V193H101ZM169 189L172 190L173 192L172 191L170 192ZM174 189H175V191H174ZM104 190H105V192H104ZM108 191H110L111 194ZM151 191H153L152 192L153 195L151 194ZM166 191L168 192V195H166L167 194ZM149 192H150L151 197L149 195ZM155 192H157V193H155ZM161 192H163V195H165V196H162ZM158 193H159V195H158ZM140 196H141V198H140ZM163 197H165L166 199H164ZM150 200H151V202H150ZM154 203H155V205H154ZM104 204H105V206H104ZM103 206H104V208H103ZM150 206H153V209L158 211V217H156L158 219L163 218V216H161V215H164L165 213L168 212L166 210H169L170 217H169V219H167L168 222L164 221L163 228H162V225L160 226L158 224V222L159 223H163V222L157 221L156 218H154V219L150 218L151 217L150 212L152 210V209H150ZM134 207L137 209H135ZM84 208H85V210H84ZM102 209H104V210H102ZM145 209H147V210H145ZM85 211H87V212L85 213ZM90 211H93V212L90 213ZM142 211L145 212V215L143 214ZM108 212L111 214V216H116V217H114L115 219L113 217H112L113 218L112 219ZM116 212L119 213L118 215H120L123 218L118 217V215L115 214ZM135 212L137 214L141 213L140 215H142V216H140L139 214L137 216ZM98 213H101V214H98ZM106 213L108 215H106ZM123 213H125V214H123ZM86 214H87V216H86ZM102 214L104 216L106 215V217H104ZM173 214H174V216H173ZM81 215H83V217L86 216L87 218H90V219L88 220L86 217L83 219V217ZM133 215H135V216H133ZM136 216L138 217V219H136ZM80 217L82 219H79ZM189 217H190V219H189ZM98 218L101 219V221H99ZM107 218H108V220H107V222H105ZM109 218H111L112 220H109ZM119 218H121V219H119ZM132 218H133V221L135 220L134 222L130 221ZM187 219H189V220L186 222ZM93 220H95V221H93ZM136 220H138V221H136ZM89 221L91 222L90 225H89ZM111 221H113V222H111ZM99 222H101L102 224ZM103 222H104V224H103ZM122 222H123V224H122ZM98 223L101 225H99ZM134 223H136L138 225H135ZM84 224L87 225V227L83 226ZM91 224L92 225L98 224L99 227L101 226L100 229L103 231L98 229L97 225L92 226L93 228L90 227ZM118 224H119V226H118ZM82 226H83V228H82ZM127 226H129L130 228ZM158 226L160 227V229H157V228H159ZM166 226H167V229H165ZM84 227H86V228L84 229ZM88 227L90 229H88ZM103 227H104L105 231H104ZM142 227H143V229H142ZM176 227H178L179 229L181 228L180 230H185V232H183L182 235L178 234L176 232L177 231L176 229H178V228H176ZM182 227H183V229H182ZM78 228L79 229L82 228V229L79 230ZM107 228H109V230ZM122 228H124L123 232H121ZM106 229L109 232L106 231ZM96 230L101 233L100 237H99V234ZM125 230L128 234L126 232H124ZM134 230H136V231H134ZM155 230H157V231H155ZM161 230H163V231H161ZM166 230H168V231H166ZM170 230H171V232H170ZM90 231L93 232L91 234L94 235V237L90 234ZM160 231L162 233L165 231L167 234L165 232L162 234V233H160ZM78 232H79V234H78ZM95 232L97 233V236L99 238H97V236L95 235L96 234ZM133 232H134V234H133ZM137 232H138V234H137ZM129 233H130V235H129ZM76 234H78V236ZM80 234H82L84 237L82 235H81L82 236L81 237ZM121 235L122 236L124 235V236L122 237ZM152 235L155 239L153 241H152L153 237H151L152 239L150 238V236H152ZM160 235H163L162 239H160L161 238ZM186 235H187V237H186ZM40 236H42V237H40ZM75 236H77V237H75ZM106 236H108V238ZM118 236H120L121 238ZM135 236L136 237L138 236V237L136 238ZM86 237L87 238L89 237L90 239L92 238L93 240L92 239L90 240L89 238L86 240ZM95 237H96V239H95ZM111 237H113V239H114L113 244H112L113 241H112ZM124 237H125V239H123ZM102 238H103V240H102ZM128 238H129V241L131 240L130 242L128 241ZM98 239H101V240H99L100 243H99ZM117 239H118V241H117ZM120 239H123L126 241H123ZM82 240L85 243H82L83 242ZM104 240H108V242L105 241L106 243H104ZM78 241H79V243H78ZM80 241H82V242H80ZM101 241H103V242H101ZM148 241H151V242L148 243ZM97 242H98V244H97ZM120 242H121V244H120ZM125 242L127 244L129 242L131 245L130 244L126 245ZM81 243L83 245H81ZM91 243H92V245L97 246V247H94V246L91 247L92 246ZM84 244H88L89 246L87 245V247H86V245H84ZM104 244H105V246H104ZM77 245H80L85 250L83 248H81L80 246H78V248H79V252H78ZM122 245H126V247L122 246ZM133 245H134V247L138 246V249L134 248ZM149 245L151 247H148ZM174 245H176V246H174ZM127 246H129V247H127ZM69 247H71V248L73 247L74 249L72 248L73 249L72 250ZM107 247H109L110 249ZM167 247H168V249H167ZM75 248H77V249L75 250ZM96 248H97V251L95 250ZM104 249H106V250L103 251ZM22 250H24V251H22ZM109 250L113 253V255ZM59 251H60V253H59ZM70 251L73 252V254H71ZM76 251L78 253H77V255H75L76 256V258H75L73 255L76 253ZM257 251H258V253H257ZM41 252H42V254H41ZM65 252L66 253L68 252V253L66 254ZM128 252H130L129 254L131 257L129 255H126ZM53 253L55 254V256H52ZM63 253H65L67 256ZM94 253H95V255H94ZM101 253L103 255H101ZM104 253L107 254L108 256H104L105 255ZM116 253H117V256H116ZM132 253L134 255H131ZM227 253H228V255H227ZM90 254H92V255H90ZM121 254H122V256H121ZM124 254L126 255L124 257L125 259L124 258L120 259V257H123ZM46 255L48 257L50 256V258L52 257L51 258L52 260L50 258H48ZM62 255L64 257H62ZM85 255H86V257H85ZM218 255H219V257H218ZM137 256H138V258H137ZM59 257L63 258V259H57ZM67 257H69L70 259ZM101 257L104 259H102ZM143 257L144 258L146 257L145 261H144ZM35 258H36V260H35ZM44 259H46V260H44ZM71 259L75 260V261L73 262ZM98 259H99V262L97 261ZM112 259H113V261H112ZM47 260H49L50 262H48ZM102 260L103 261L105 260V261L103 262ZM122 260L124 263L121 262ZM38 262H36V263L38 264ZM54 262H58V263H54ZM142 262H144V263H142Z\"/></svg>",
    "mask_w": 264,
    "mask_h": 264
},
{
    "label": "water",
    "instance_id": "95a60500",
    "mask_svg": "<svg viewBox=\"0 0 264 264\" xmlns=\"http://www.w3.org/2000/svg\"><path fill=\"white\" fill-rule=\"evenodd\" d=\"M263 36H264V32H263ZM263 51H264V46H263Z\"/></svg>",
    "mask_w": 264,
    "mask_h": 264
}]
</instances>
